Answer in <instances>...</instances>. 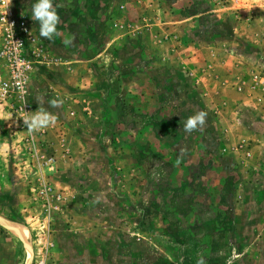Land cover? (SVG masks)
Segmentation results:
<instances>
[{"label":"rangeland","instance_id":"obj_1","mask_svg":"<svg viewBox=\"0 0 264 264\" xmlns=\"http://www.w3.org/2000/svg\"><path fill=\"white\" fill-rule=\"evenodd\" d=\"M103 1L54 0L62 23H106L108 71L96 78V94L71 96L52 80L38 83L33 66H47L52 54L31 19L36 0H0V83L9 79L3 23L24 21L30 37L24 86L0 95V217L25 235L28 264H196L201 255L207 264H264V0H108L106 11ZM177 5L190 10L187 23L220 24L216 47L234 71L233 107L225 90L206 107L190 70L181 72L190 91L158 94L167 79L131 74L138 46L128 38L152 28L146 50L138 37L139 68L156 54L151 66L162 70V53L180 47L158 24L178 23ZM82 38L76 51L98 47ZM36 91L64 104L55 126L29 134L22 117L39 107ZM205 108L218 122L228 110L235 131L246 121L257 136L224 141L228 130L212 128L210 115L185 133L187 118ZM204 132L222 143L217 154ZM0 235L10 239L0 264H24L23 243L1 226Z\"/></svg>","mask_w":264,"mask_h":264},{"label":"crops","instance_id":"obj_2","mask_svg":"<svg viewBox=\"0 0 264 264\" xmlns=\"http://www.w3.org/2000/svg\"><path fill=\"white\" fill-rule=\"evenodd\" d=\"M164 1L166 4L169 5L174 4V2H178V0ZM107 3L108 0H104L102 3L104 11H106ZM84 5H88L87 7L91 6L90 0H87ZM98 5L101 6L99 3ZM188 5L190 4L188 3ZM69 7L70 6L66 7L65 9L67 20L71 18H68L67 16H69V14H73L72 9H70ZM170 10H172V8H170ZM177 10L178 14H171L170 12V16L168 19H170L169 21H171L175 18L176 15L178 23H158L159 26L162 25L163 31L165 30V28H167L165 32L169 33V38L178 39L177 43L180 45V47L176 48L175 50L170 49L167 52L162 53V60H164V67H162L163 71L151 66L154 60L158 58L156 54H150L147 57H144L143 60L146 59V62L141 68H139L138 65V37L142 38V40L144 41V45L142 48L146 50L148 41L147 39H149L152 33V28H150L149 30H145L140 33L141 35L137 34V37L134 36L128 38L130 39L131 43L136 42V46H138L136 48V51H132V60H136L137 65L136 67H131V74H136V76L138 77L139 72H143L150 77L160 75L164 79H167L169 83L163 82L164 84L162 85V87L155 86V92L156 94H158L160 91H190V88L186 87L188 84L186 85L185 79L181 75V72H185L186 76V70H190L194 72L195 78L198 81L194 84L196 88H193L195 89V92L197 91L201 93V102L205 105L207 104L206 107L210 106L212 109L217 105V103H219L220 90H225L230 94L232 93L230 99L227 98L224 103L227 108L233 107V93L234 91H236V89L235 84H231V80L229 78L234 79V71L233 68H230L229 63H227L226 61L220 62L221 59L219 57V49L216 47V45H218L216 38L218 35V29L220 30V24L217 28L218 23H187L189 17H184V14L186 12H190V10H186L185 6H183L182 8L180 5H177ZM61 11L62 10H60V12ZM174 12H176V10ZM67 20L64 21L67 22ZM62 22L63 21H61V23L58 25V32L60 33L59 36L53 37L52 40H46L43 37L39 36L40 41L44 42L46 48H48L49 52L52 54V60L47 66H33V69L37 68L35 70V73L41 76L40 78H38V83L43 85V82H48V79L52 80L54 82L52 84L58 91H67V93H69L71 96H75L76 94L78 95L79 92H82V94H90L91 92H94L96 94V78H98L99 75H105L106 71H108V55L106 52V23H70L71 21L69 22V20L67 23ZM225 24L222 23L224 28H226ZM224 32H228V30H224ZM71 35H74L75 39L78 37H83L82 39L85 40H93L94 43L98 45V47H96L95 45L92 49L85 48L82 51H76L74 43L71 46L66 47L63 43V40L65 37ZM119 36H122V34H119ZM135 37L137 39H135ZM102 42L103 44L101 46L100 43ZM229 56L231 59H229ZM229 56H225V58L233 62L235 60L234 57H232L231 55ZM117 58L119 57L116 56V59ZM103 61L105 62L103 63ZM222 63L224 65H222ZM113 70L116 71V69H110V71ZM46 77L47 79L43 81L42 79ZM190 86L193 85L191 84ZM103 90L104 91L100 90L99 93L102 96H105L106 88H104ZM37 92L38 91H36L35 98H37L38 100L39 95L37 94ZM41 97L43 99L46 98L44 100V107L49 112L58 115L59 108L49 107V98L46 93H42ZM75 101L76 100L73 99V102ZM133 103H135V101L131 100V104ZM37 105L39 106L38 103ZM205 111L208 115H210L209 119H211L210 125L212 126V128H216V122H222V127L228 130L227 133L224 135V141H233L235 139L236 133L239 134V136L243 135L248 136L249 138H252V136H257V134H254L256 132H253V134L249 132L252 123H248L246 121L241 123L243 124L240 127L241 130L235 131V129L233 128L234 121L231 118L233 117V115L229 113L228 110L225 111V115L222 116L223 118L221 117L222 119L219 122L217 120L218 116H214L212 114L213 112L210 113L207 108H205ZM54 130L57 131V129ZM206 137L211 140L212 133L204 132L202 139L204 140ZM219 145H222V143H213L212 140L210 141V146L208 148H210L211 154H217L219 152ZM3 236L4 235H0V245L5 243V241L9 242L10 240L8 237Z\"/></svg>","mask_w":264,"mask_h":264},{"label":"clouds","instance_id":"obj_3","mask_svg":"<svg viewBox=\"0 0 264 264\" xmlns=\"http://www.w3.org/2000/svg\"><path fill=\"white\" fill-rule=\"evenodd\" d=\"M9 2H11V0H9ZM59 7H61V5L54 4V0H36L32 5L31 19L39 23V34L46 40H52L53 37L60 35L58 32V25L61 23V17L57 11ZM74 41L75 36L71 35L65 37L63 43L68 47L71 46ZM37 103L39 104V107L33 111L31 115H25L22 117L29 134L41 132L49 127L55 126L57 123V115L49 112L44 107V100L42 97L38 98ZM48 103L51 108H61L64 104V100L57 97L51 99ZM207 115L206 111L201 110L196 114L189 116L184 122L183 131L190 134L201 129L206 123ZM177 163H179V160ZM240 258V256L235 257V259ZM196 264H207V260L201 255L197 259ZM228 264H232L231 259Z\"/></svg>","mask_w":264,"mask_h":264},{"label":"built area","instance_id":"obj_4","mask_svg":"<svg viewBox=\"0 0 264 264\" xmlns=\"http://www.w3.org/2000/svg\"><path fill=\"white\" fill-rule=\"evenodd\" d=\"M7 27L4 34L3 47L1 49L9 73V79L0 83V95L5 96L10 91H19L25 84V75L30 64L23 56V49L30 40L27 35L26 23L20 20L15 23L9 19V23H3Z\"/></svg>","mask_w":264,"mask_h":264},{"label":"water","instance_id":"obj_5","mask_svg":"<svg viewBox=\"0 0 264 264\" xmlns=\"http://www.w3.org/2000/svg\"><path fill=\"white\" fill-rule=\"evenodd\" d=\"M0 226L5 228L7 231H9L12 235L17 237L24 245L26 250V260L24 264H28L29 260V250H28V244L26 242V239L24 235L21 233V231L16 227L12 222L0 217Z\"/></svg>","mask_w":264,"mask_h":264},{"label":"bare ground","instance_id":"obj_6","mask_svg":"<svg viewBox=\"0 0 264 264\" xmlns=\"http://www.w3.org/2000/svg\"><path fill=\"white\" fill-rule=\"evenodd\" d=\"M21 233L23 234V232L21 231ZM25 236V235H24Z\"/></svg>","mask_w":264,"mask_h":264}]
</instances>
